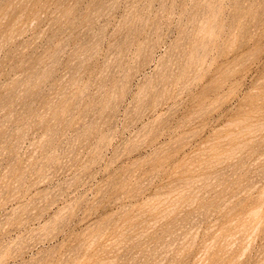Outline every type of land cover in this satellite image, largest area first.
Returning a JSON list of instances; mask_svg holds the SVG:
<instances>
[{"label":"rangeland","instance_id":"obj_1","mask_svg":"<svg viewBox=\"0 0 264 264\" xmlns=\"http://www.w3.org/2000/svg\"><path fill=\"white\" fill-rule=\"evenodd\" d=\"M0 264H264V0H0Z\"/></svg>","mask_w":264,"mask_h":264}]
</instances>
